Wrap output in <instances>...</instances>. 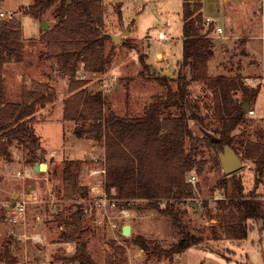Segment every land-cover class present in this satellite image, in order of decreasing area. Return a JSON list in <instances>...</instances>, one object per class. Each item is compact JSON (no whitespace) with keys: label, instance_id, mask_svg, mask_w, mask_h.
<instances>
[{"label":"rangeland","instance_id":"1","mask_svg":"<svg viewBox=\"0 0 264 264\" xmlns=\"http://www.w3.org/2000/svg\"><path fill=\"white\" fill-rule=\"evenodd\" d=\"M30 1L0 0V11L10 9V17L23 18L29 32H36L37 21L32 17H23L22 9ZM223 1L225 4L221 6L219 0H203V13L217 20V23L213 22L214 27L210 32L215 45L224 41L225 37L228 40L223 48L225 55L222 62L220 65L211 64V70L215 75L222 72L230 76L242 70L247 83L254 86L261 84V91L258 106H253L255 114H247L245 122L234 132L242 166L226 173L216 148L207 142L200 144L197 159L203 168L201 171L194 168L189 173V181L192 175L195 176V180L190 181L194 188L193 195L175 203L188 229L202 236L204 241L174 255L172 260L145 251L136 242L139 236L169 248L181 235L169 216L147 207L148 202L143 199L126 202L118 198V205L129 208L130 212L129 216L119 217L118 210L111 208L117 222V227L113 229L95 221L89 207L91 199L95 197L89 191L92 185L102 184L105 179V173L92 171L105 166L104 142L75 135V123L64 118V99L71 95L70 78L62 74L56 58L45 55V46L36 45L24 50L22 61L4 64L5 98L20 101L24 86L31 87L33 81L46 82L55 91L54 102L40 107L32 123L40 137L36 157L39 162L52 164L56 175L51 171L50 179L26 175L25 171L32 167L28 162L32 156L17 140L8 146V158L0 156V264H5L1 256L5 246L16 256L17 264L24 263L26 258L30 264H37L35 260L46 247L42 245L44 241L20 238V235L40 231L52 243L48 246L51 263L79 264L64 260L65 256L75 251V242L71 241L72 247L67 245L69 241L61 238L64 220L70 219L77 211L82 213L81 224L89 252L99 264H264V219L257 213L255 202L259 195L250 198L254 209L248 210L246 223L249 232L246 238H228L223 229L224 217L232 206V173H235V179L242 181L247 193L255 188V166L252 159L242 156V141L258 140L260 132L264 131V0ZM118 7L123 12L122 18H119ZM182 8L183 0L106 1V30L120 34L122 39L117 44L112 40L107 41L106 50H112V57L106 72L91 73L82 69L78 72L79 77L88 80L89 89L103 90L106 112L114 110L119 115L140 116L155 95L166 94V87L155 76L176 75L183 55ZM46 15L52 17V11L46 12ZM28 23L35 26L31 27ZM45 23L47 21L43 19L42 26ZM216 24L223 27V33H216ZM124 29H129L130 33L125 35ZM162 29L167 39L159 38ZM218 55L219 50L212 61ZM190 90L192 96L201 99V113L206 116L202 128L211 133L217 126L213 117L211 91L203 82H192ZM191 127L195 134L203 133L195 122L191 123ZM72 158L81 160L79 178L81 184L88 188L85 197L76 195L70 198L65 192L64 160ZM46 172L37 171L40 175ZM262 184L258 187L261 192ZM31 191H37L40 200L28 204L26 223L14 222L13 213L8 212V207ZM134 209L137 213L132 216ZM123 224L132 226L130 235L122 233Z\"/></svg>","mask_w":264,"mask_h":264},{"label":"trees","instance_id":"2","mask_svg":"<svg viewBox=\"0 0 264 264\" xmlns=\"http://www.w3.org/2000/svg\"><path fill=\"white\" fill-rule=\"evenodd\" d=\"M202 8L203 0H183L182 59L175 76H155L166 87V94L155 95L140 116L119 115L114 110L106 112L103 90L89 89L88 80L78 76L80 69L103 73L111 64L112 50L107 52L106 48L107 41L112 38L104 34L103 0H33L22 9L24 14L34 18L52 11L56 21L42 31L39 39L45 42L48 56L56 58L62 74L70 78L71 95L64 99V118L75 123L77 137L104 142V181L108 190L116 187V198L126 202L146 200L147 207L169 216L178 227L181 237L169 248L143 236L136 239L145 251L170 260L204 241L202 236L188 229L175 205L176 201L193 195L189 173L194 168L197 171L203 168L197 159L198 146L210 143L219 154L228 145L239 155L234 132L249 114L244 105L248 103L252 109L261 91V84L250 85L241 72L234 76L210 74L209 60L214 55L210 32L214 25L213 22L206 23ZM117 9L119 18H122L121 8ZM24 46L21 21L14 17H0V156L8 158V146L17 140L31 154L28 162L33 166L39 162L36 155L40 137L32 122L38 109L54 102L56 94L46 82L33 81L31 87L24 86L20 101L6 100L4 64L22 61ZM141 60L147 67L144 57ZM192 82H203L211 91L213 117L217 123L211 133L202 128L206 116L201 113V99L192 96ZM192 122L203 130L201 135L193 132ZM259 137L258 140L242 141V156L252 159L255 166V188L247 193L242 181L235 179V173L231 175L234 179L232 206L223 222L228 238L248 236V210L254 209L250 198L261 194L258 187L264 180V131ZM80 166V159L64 160V189L70 198L76 195L85 197L88 192L80 182ZM81 214L77 211L70 219L64 220L61 238L75 242V251L64 260L99 264L87 247ZM1 256L5 264L18 262L7 246Z\"/></svg>","mask_w":264,"mask_h":264},{"label":"built area","instance_id":"3","mask_svg":"<svg viewBox=\"0 0 264 264\" xmlns=\"http://www.w3.org/2000/svg\"><path fill=\"white\" fill-rule=\"evenodd\" d=\"M10 11H0V17L2 18H9ZM206 23L209 25L212 21L210 18H206ZM216 26V33L223 32V28L221 26ZM167 34L164 31V29L159 31V38L160 39H167ZM249 114L253 115L255 114V109H249ZM105 168L103 169H96L93 170V173L97 172H103L105 173ZM35 173L33 168H28L25 171L26 175L32 176V174ZM195 180V176L192 175L190 177V181ZM263 189L259 197L256 199V205H257V213L264 219V180H263ZM90 194L94 195V199H91L90 203V209L91 212H93V215L95 216V221L99 222L100 224L105 225L106 227H109L110 229H113L117 227V222L114 220L116 215H113L111 212V208L118 210V216L119 217H126L129 216L130 209L129 208H121L120 205H118L117 201L118 198H116L115 194L117 192L116 187H111L109 190L105 185V181L103 180L102 184H94L90 187ZM113 195V196H112ZM40 200L39 193L37 191H31L25 194V196L18 198L16 200V204L12 207H8V212L13 213V221L14 222H23L26 223V215H27V207L28 204L31 202H37ZM20 238H31L37 242L43 243V238L38 233H27L24 232L20 235ZM26 261L22 264H30L28 262V259H25Z\"/></svg>","mask_w":264,"mask_h":264},{"label":"crops","instance_id":"4","mask_svg":"<svg viewBox=\"0 0 264 264\" xmlns=\"http://www.w3.org/2000/svg\"><path fill=\"white\" fill-rule=\"evenodd\" d=\"M32 1L33 0H31L30 2H29V4L30 3H32ZM106 1L107 0H103V2H104V5L106 4ZM219 2H220V4H221V6H223V4H225V1H223V0H219ZM28 4V5H29ZM204 4V3H203ZM7 9V8H6ZM8 10H10V9H8ZM202 10H203V12L205 11L204 10V5H203V8H202ZM203 15L206 17V18H210L212 21H214L215 23H217V20L214 18V17H211V16H209V15H206V14H204L203 13ZM23 17H32V18H34L33 16H31V15H29V14H24L23 15ZM23 18H21V23H22V26H23V31H24V43H25V46H24V50L25 51H27L28 50V48L30 47V46H36V45H39V46H45V47H43L44 48V50L46 51V53H45V55L46 56H48V54H47V46L45 45V42H43V41H41L40 39H39V37H40V35H41V33H42V31H44L45 29H48V28H50L52 25H53V23L56 21V19L54 18V16L52 15V17H48V15H46V13L41 17V18H34L36 21H37V23H36V26H37V31L36 32H29V28L28 27H26L25 26V24H24V22H23V20H22ZM43 19H45V21H47V23H45L44 25L45 26H42V20ZM28 25H31V27H34L35 26V24H33V23H28ZM217 25V24H216ZM218 26H220V25H218ZM222 27V26H221ZM223 28V27H222ZM221 33H223V32H221ZM218 34H220V33H218ZM220 36V35H219ZM251 40H252V38H251ZM250 40H248V42H249ZM228 42V40H227V38L225 37L224 38V41H222L221 43H219L218 45H215V42H214V55H215V53L219 50V55L217 56V58L214 60V61H212V58L209 60V72H210V74L211 75H213L214 74V71L213 70H211V64H214V65H220V63L222 62V60H223V57H224V55H225V52H224V47H225V44ZM29 43V44H28ZM49 57V56H48ZM221 58V59H220ZM220 60V61H219ZM219 62V63H218ZM218 63V64H217ZM214 68L216 69V66H214ZM242 70H239V72H241ZM222 73V72H221ZM221 73H219V74H221ZM215 75V74H214ZM259 95H260V93H259ZM259 95H258V98H257V101H256V106H258V104H259ZM72 159H77V158H72ZM94 170H96V169H94ZM50 171L52 172L51 174H53V175H56V173H55V170L53 169V165L52 164H48V169H47V172L46 173H44V175H40V173L38 174L37 173V171L35 172V173H33L32 174V176H34V177H40V176H44L46 179H50L49 178V174H50ZM93 171V170H92ZM37 173V174H36ZM82 183V182H81ZM90 186H91V184H89ZM51 186H50V182H48V188H50ZM12 196H16L15 194H12ZM137 212H136V210L134 209V210H132V216H135V214H136ZM125 224H123L122 225V229H123V226H124ZM41 233H38V234H40V236H42V238H43V241H44V243L42 244L43 246H46L45 248H43L42 249V251H41V253H40V255L38 256V258L35 260V262H37V264H53V263H51V260H50V247H48L49 245H52V243H51V241L50 240H48L47 239V237H46V235H45V233L43 232V231H40ZM37 242V241H36ZM67 243V245L69 244L70 246H72L73 247V243L71 242V241H69V242H66ZM34 264H36V263H34Z\"/></svg>","mask_w":264,"mask_h":264},{"label":"water","instance_id":"5","mask_svg":"<svg viewBox=\"0 0 264 264\" xmlns=\"http://www.w3.org/2000/svg\"><path fill=\"white\" fill-rule=\"evenodd\" d=\"M115 1H119V0H115ZM123 33L127 35L130 33V30L124 29ZM104 34L110 35L112 38V41L116 44L119 43L122 39V36L120 34H113L106 30L104 31ZM244 109L246 111H249L250 105L246 103L244 105ZM219 155H220L221 164L226 173H231L239 169L243 164L242 158L240 157V155H238V153L231 146L227 145L224 151H221ZM32 168L34 171H47L48 163L39 162V163L34 164ZM131 232H132V226L130 224H125L123 226L122 233L124 235H130Z\"/></svg>","mask_w":264,"mask_h":264}]
</instances>
